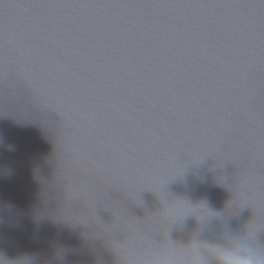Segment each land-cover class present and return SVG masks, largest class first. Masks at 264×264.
I'll list each match as a JSON object with an SVG mask.
<instances>
[{
    "label": "clouds",
    "instance_id": "1",
    "mask_svg": "<svg viewBox=\"0 0 264 264\" xmlns=\"http://www.w3.org/2000/svg\"><path fill=\"white\" fill-rule=\"evenodd\" d=\"M226 239L227 243L208 244L214 251L215 264H264V257L254 255L243 238L230 235Z\"/></svg>",
    "mask_w": 264,
    "mask_h": 264
}]
</instances>
